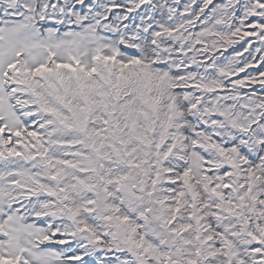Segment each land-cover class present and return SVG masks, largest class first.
Wrapping results in <instances>:
<instances>
[{"label":"snow or ice","instance_id":"6c2138e0","mask_svg":"<svg viewBox=\"0 0 264 264\" xmlns=\"http://www.w3.org/2000/svg\"><path fill=\"white\" fill-rule=\"evenodd\" d=\"M0 264H264V0H0Z\"/></svg>","mask_w":264,"mask_h":264}]
</instances>
